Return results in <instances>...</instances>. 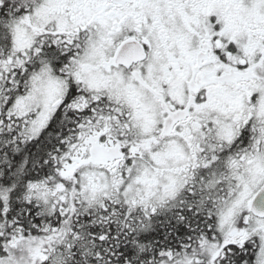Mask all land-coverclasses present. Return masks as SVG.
<instances>
[{
    "label": "snow or ice",
    "instance_id": "snow-or-ice-1",
    "mask_svg": "<svg viewBox=\"0 0 264 264\" xmlns=\"http://www.w3.org/2000/svg\"><path fill=\"white\" fill-rule=\"evenodd\" d=\"M0 264H264V0H0Z\"/></svg>",
    "mask_w": 264,
    "mask_h": 264
}]
</instances>
